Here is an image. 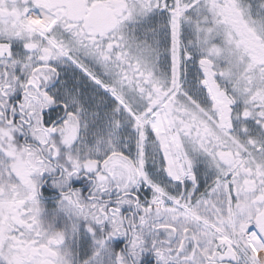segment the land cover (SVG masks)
Returning a JSON list of instances; mask_svg holds the SVG:
<instances>
[{
  "label": "snow or ice",
  "instance_id": "6c2138e0",
  "mask_svg": "<svg viewBox=\"0 0 264 264\" xmlns=\"http://www.w3.org/2000/svg\"><path fill=\"white\" fill-rule=\"evenodd\" d=\"M0 264H264V0H0Z\"/></svg>",
  "mask_w": 264,
  "mask_h": 264
}]
</instances>
